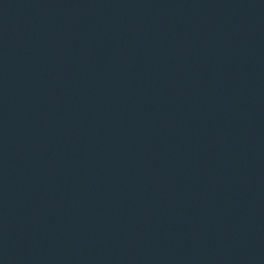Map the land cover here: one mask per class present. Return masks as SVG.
Returning a JSON list of instances; mask_svg holds the SVG:
<instances>
[{"label": "water", "instance_id": "95a60500", "mask_svg": "<svg viewBox=\"0 0 264 264\" xmlns=\"http://www.w3.org/2000/svg\"><path fill=\"white\" fill-rule=\"evenodd\" d=\"M0 264H264V0H0Z\"/></svg>", "mask_w": 264, "mask_h": 264}]
</instances>
